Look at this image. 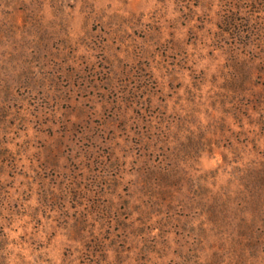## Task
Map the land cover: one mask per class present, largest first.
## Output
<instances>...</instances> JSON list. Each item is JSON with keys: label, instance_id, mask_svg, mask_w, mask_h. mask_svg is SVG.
Segmentation results:
<instances>
[{"label": "rangeland", "instance_id": "rangeland-1", "mask_svg": "<svg viewBox=\"0 0 264 264\" xmlns=\"http://www.w3.org/2000/svg\"><path fill=\"white\" fill-rule=\"evenodd\" d=\"M0 264H264V0H0Z\"/></svg>", "mask_w": 264, "mask_h": 264}]
</instances>
